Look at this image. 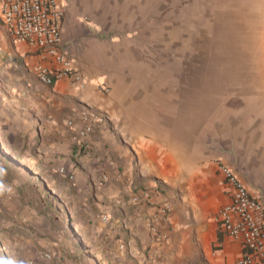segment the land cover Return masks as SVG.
<instances>
[{
	"label": "crops",
	"instance_id": "1",
	"mask_svg": "<svg viewBox=\"0 0 264 264\" xmlns=\"http://www.w3.org/2000/svg\"><path fill=\"white\" fill-rule=\"evenodd\" d=\"M62 1L78 86L41 81L33 65L55 62L0 19L1 154L26 174L0 183V264L45 249L79 264H237L243 245L216 220L232 191L220 166L264 201V66L151 64L264 65V0Z\"/></svg>",
	"mask_w": 264,
	"mask_h": 264
},
{
	"label": "built area",
	"instance_id": "2",
	"mask_svg": "<svg viewBox=\"0 0 264 264\" xmlns=\"http://www.w3.org/2000/svg\"><path fill=\"white\" fill-rule=\"evenodd\" d=\"M66 17L67 7L62 0H0V19L12 39L28 43L55 62V67L43 63L33 65L35 75L48 85L65 77L76 86L86 81V75L75 65L74 58L63 45ZM103 88L108 89L106 85ZM74 129L77 131L74 138L80 140L92 126L87 124ZM220 171L232 187L231 200L217 213L220 230L240 239L244 252L237 264H264V201L230 166L222 164ZM144 195L150 198L149 192ZM135 200H138L137 196ZM161 211L163 216H168L169 206L165 204ZM152 228L157 232L156 226ZM32 264H79V261L45 249L41 260Z\"/></svg>",
	"mask_w": 264,
	"mask_h": 264
},
{
	"label": "rangeland",
	"instance_id": "3",
	"mask_svg": "<svg viewBox=\"0 0 264 264\" xmlns=\"http://www.w3.org/2000/svg\"><path fill=\"white\" fill-rule=\"evenodd\" d=\"M234 46V45H233ZM223 48L230 49V46H226ZM263 62L257 59H215L212 57H208L205 60L202 59H191V60H183V59H174V60H157L152 61V66H156L158 68H169V69H181L186 67H201L208 69H216L222 70L223 73H229L232 69H241L243 73H246L245 69L248 68H258L263 67ZM227 78V77H226ZM0 183H12L13 179H19L21 182L26 180V174L21 171H16L9 169V163L7 162L8 158L5 155L1 154L3 152L2 148H0ZM8 163V164H7Z\"/></svg>",
	"mask_w": 264,
	"mask_h": 264
}]
</instances>
